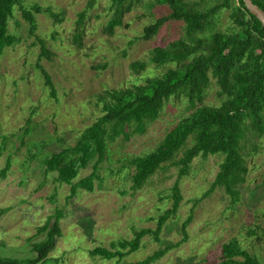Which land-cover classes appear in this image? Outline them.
<instances>
[{"label": "rangeland", "instance_id": "obj_1", "mask_svg": "<svg viewBox=\"0 0 264 264\" xmlns=\"http://www.w3.org/2000/svg\"><path fill=\"white\" fill-rule=\"evenodd\" d=\"M88 1L23 0V9L38 5L56 16L35 13V34L30 33L22 9L17 8L10 21L11 32L21 42L0 57V171L11 163L7 176H0V210L6 211L0 215L1 255L32 256V244L45 238L39 228L64 209L62 236L50 260L40 264H133L181 241L183 223L190 216L187 240L153 264H215L223 244L231 239L264 262V139L250 134L243 144L248 171L234 204L222 188L204 197L220 169L221 155L196 158L180 179L179 166L169 163L142 189H132L135 169L130 160L154 149L190 112L185 98H173L143 134L108 144L92 192L78 190L69 200L71 186L58 182L54 173L46 174L44 160L74 146L81 132L102 115L98 96L144 84L147 77L173 67L150 63L151 51L184 34V25L171 21L151 40H140L145 27L168 13L156 0H143L112 35L106 32L112 14L109 0H99L79 28V14ZM76 34L80 43H75ZM44 48L49 58L43 55ZM133 62L147 63L146 70L133 71ZM42 69L51 79L54 95ZM218 89L212 79L203 104L219 105ZM182 156L179 152L174 161ZM94 165L92 161L81 169L75 182L91 174ZM177 181L183 200L158 241L144 237L140 249L121 261L90 255L96 247L132 239L141 229H156L159 217L172 206L171 187Z\"/></svg>", "mask_w": 264, "mask_h": 264}, {"label": "trees", "instance_id": "obj_2", "mask_svg": "<svg viewBox=\"0 0 264 264\" xmlns=\"http://www.w3.org/2000/svg\"><path fill=\"white\" fill-rule=\"evenodd\" d=\"M98 1H88L86 10L79 14V28L88 10L94 8ZM142 1L109 0L112 14L106 32L114 34L116 28L123 25L124 16ZM252 1L264 11V0ZM156 4L166 6L168 13L145 27L140 40H151L171 21L183 24L182 37L151 51L150 63L156 67H173L161 75L147 77L144 84L111 89L99 95L102 115L81 132L74 146L64 147L45 159V172L56 174L58 182L71 186L69 200L76 196L78 190L92 192L108 144L143 134L147 124L157 120L173 98H185L190 112L167 131L154 149L130 160L135 169L132 189H142L159 169L169 163L179 166L180 179L187 175L196 158L221 155L220 169L204 197L222 188L234 204L239 199V187L245 183L248 171L243 144L250 134L264 139V26L247 9L243 0H156ZM22 5L23 0H0V57L7 48L21 42L10 30V21L17 8L22 9L31 34L36 31L35 13L44 11L55 16L50 9L43 10L34 5L28 10ZM224 18L228 23H224ZM74 40L80 43L81 36L76 34ZM43 55L49 58L50 52L44 48ZM146 68L147 63L144 62L131 64L135 72ZM42 72L54 95L48 73L43 69ZM212 79L219 88L216 93L219 105L203 104ZM179 152H183V156L174 161ZM92 161L95 165L91 174L75 182L81 169L87 168ZM10 167L8 161L0 176L6 177ZM170 198L172 206L159 217L156 229H141L132 239L112 242L109 248L96 247L89 252L90 255L121 261L140 249L144 237L154 236L158 241L164 225L181 206L183 197L179 181L171 187ZM5 212L0 210V215ZM63 218L64 209H59L39 228L38 232L45 233V238L32 244V256L12 258L0 253V264H40L50 260L49 254L62 236ZM191 220L190 216L183 223L181 241L133 264H153L184 243ZM215 264L264 262L244 248L239 240L231 239L223 244L220 261Z\"/></svg>", "mask_w": 264, "mask_h": 264}, {"label": "water", "instance_id": "obj_3", "mask_svg": "<svg viewBox=\"0 0 264 264\" xmlns=\"http://www.w3.org/2000/svg\"><path fill=\"white\" fill-rule=\"evenodd\" d=\"M246 4L247 9L255 16L257 17L264 26V11L255 3H253L252 0H243Z\"/></svg>", "mask_w": 264, "mask_h": 264}]
</instances>
